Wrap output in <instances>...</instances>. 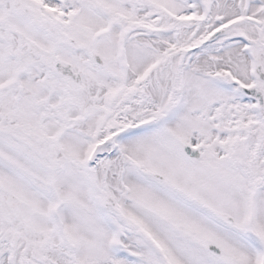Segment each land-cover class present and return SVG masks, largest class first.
<instances>
[{"label": "snow or ice", "instance_id": "obj_1", "mask_svg": "<svg viewBox=\"0 0 264 264\" xmlns=\"http://www.w3.org/2000/svg\"><path fill=\"white\" fill-rule=\"evenodd\" d=\"M0 264H264V0H0Z\"/></svg>", "mask_w": 264, "mask_h": 264}]
</instances>
